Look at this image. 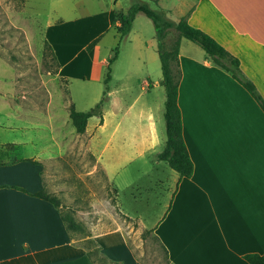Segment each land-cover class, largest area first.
<instances>
[{"label":"crops","instance_id":"1","mask_svg":"<svg viewBox=\"0 0 264 264\" xmlns=\"http://www.w3.org/2000/svg\"><path fill=\"white\" fill-rule=\"evenodd\" d=\"M157 3L170 19L177 21L185 16L189 24L208 33L236 56L240 69L264 98V0H158ZM113 6L123 9L120 3ZM111 12L109 9L107 26L112 22ZM139 14L135 15L130 31ZM135 36L140 50L137 58L141 62V76L137 80L143 94L125 105L117 91L109 87L101 117L90 116L84 132H76L83 143L66 148L71 153L94 156L95 165L103 169L114 189L117 211L137 218L141 227L152 232L165 248L169 264H249L243 257L245 254L264 252V113L250 93L215 65L203 49L181 37L177 103L182 137L193 170L190 176L180 177L166 161L157 158L163 146L157 147L163 139L153 103L143 100L135 112H130L139 95L153 85L140 44L156 49L153 36L144 40L141 31ZM55 51L60 62L57 75L61 76L70 59H60L58 49ZM146 57L155 61L152 54L146 53ZM155 82L161 83V77ZM120 83L125 86V79L121 78ZM12 91L5 94L10 105L17 106L18 113L10 112L5 124L21 127L20 123L29 118L28 111L39 114L27 108L25 96L12 97ZM52 102L51 97L46 102L42 114L45 118H38L40 115L31 118L37 126H46L50 131H54ZM105 104L114 111L110 113ZM93 117L97 120L89 126ZM110 117H114L115 123L97 154L94 132L108 127ZM22 143L20 137L0 144V264H94L71 237L59 208L7 186H20L29 192L46 188L41 162L51 158L50 150L41 147L33 155L16 154L25 152L18 147ZM109 145L120 156L125 147L133 151L125 163L116 164V169L148 153L153 155L152 173L145 189L147 198L138 192V198L135 193L128 200L122 198L119 184L109 179L107 164L100 161ZM160 197H164L162 209L158 210L157 219L146 226L139 217L153 215L150 211L161 205ZM142 209L146 212L139 211ZM93 236L110 260L139 264L126 245L121 226Z\"/></svg>","mask_w":264,"mask_h":264},{"label":"rangeland","instance_id":"2","mask_svg":"<svg viewBox=\"0 0 264 264\" xmlns=\"http://www.w3.org/2000/svg\"><path fill=\"white\" fill-rule=\"evenodd\" d=\"M133 1L136 0H0V91L3 92L0 93V144L22 137L24 143L18 147H23L25 152L16 154L33 155L41 147H46L44 151L50 150L51 158L41 162L45 191L59 199L60 213L68 216L77 226L71 230V237L85 251L92 248L94 264H122L111 261L106 255L102 257L104 253L93 236L116 226L122 227L126 245L139 264H169L163 246L152 232L141 227L137 218L123 216L117 211L114 189L103 169L95 165L94 156L82 152L71 153L66 148V145L83 143L81 135L76 133L71 123L69 109L74 106L76 110H87L100 99L107 63L116 46L117 57L110 64L108 86L117 91L125 105L144 92L140 88V80H137L141 76V62L137 58L140 50L136 47L135 33L141 31L144 40L152 36L155 38L151 19L139 12L132 31L121 41H118L114 23L110 22L107 26L108 10L113 12L115 3H120L124 10ZM140 1L161 10L158 0ZM97 37V43L91 49H86L89 42ZM176 38V31L171 29L164 39L165 46L171 45ZM185 42L189 41L185 39ZM142 44V56L147 59L153 85L144 95H139L136 107L130 112H135L143 100L153 103L163 139L157 147L159 149L165 139V91L161 83L155 82L162 75L157 51L155 48H144ZM55 48L59 51L60 59H70L61 76L57 75L60 62ZM146 53L152 54L155 61L146 57ZM64 75L66 78L62 77ZM121 78L125 79V86L121 85ZM7 91V95L12 91L15 98L25 96L27 108L40 116L28 111L29 118L20 123L21 127L5 124L10 112L18 113L17 106L10 105L5 94ZM50 97L54 105V131L46 126L41 128L32 120L38 116L46 117L42 114ZM105 105L110 113L114 111L110 105ZM96 120V117L91 118L88 125H94ZM110 120L108 127L94 132L93 146L97 154L104 147L115 123L114 117H110ZM44 122L46 124V119ZM51 127L53 129V125ZM112 147H107L100 161L107 164L109 179L119 184L122 198L128 200L131 193L137 192L141 193L142 198H147L145 189L148 176L152 173L150 159L153 155L148 153L116 169V164L121 161L125 163L133 151L125 147L120 156L119 152L114 153ZM43 155L46 157L48 154ZM136 197L139 195L136 194ZM160 198L161 205L150 211L154 216L139 217L146 226L157 219L158 210L162 209L164 203V197ZM139 211L146 212L144 209ZM91 239L98 244L99 251H95L90 244Z\"/></svg>","mask_w":264,"mask_h":264},{"label":"trees","instance_id":"3","mask_svg":"<svg viewBox=\"0 0 264 264\" xmlns=\"http://www.w3.org/2000/svg\"><path fill=\"white\" fill-rule=\"evenodd\" d=\"M139 12L144 13L148 18L151 19L155 30V39L157 42L156 51L159 57L162 73L161 84L163 85L165 91L164 121L166 139L163 148L157 154V158L166 161L169 166L179 174L180 177H188L192 174L193 164L182 137L180 110L177 103L178 82L180 77V68L178 63L180 38L184 37L203 49L206 56L215 65L228 72L232 78L239 82L250 93V95L258 103L263 113L264 98L258 92L254 83L240 69L238 58L231 54L224 46L218 43L208 33L189 24L185 16H182L177 21H173L172 19L166 17L161 10L151 8L147 2L140 0L133 1L125 10L118 8L114 9L112 12V22L115 26L118 41H121L130 31L135 15ZM171 29L176 31L177 38L171 45L165 46L164 39ZM98 38L99 37L89 42V44L86 46V49H91V47L97 43ZM117 50L118 46L114 48V53L108 60L107 74L103 79L104 88L100 99L87 110H76L73 106H71L69 109V118L77 133L84 132L87 119L90 116L98 115L101 117L102 106L108 98V81L110 80L111 70L110 64L116 59ZM7 186L14 187L33 196L42 198L50 202L56 208L61 206L59 199L55 195H51L46 192L45 189L29 192L20 186ZM60 215L64 221L66 229L69 232H71L73 228H77V226L68 216H63L61 213ZM89 241L93 248L96 249L95 251L100 250L98 244L94 240L91 239ZM91 249H86V254L94 263L95 259L92 256L93 250ZM163 249L166 253L164 247ZM102 257H105V255L102 254ZM243 257L249 264H264V252H251L245 254Z\"/></svg>","mask_w":264,"mask_h":264}]
</instances>
